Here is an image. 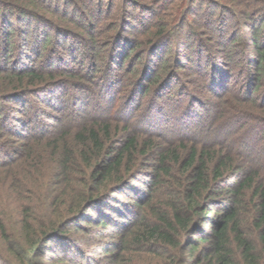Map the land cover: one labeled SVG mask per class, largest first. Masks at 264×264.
I'll use <instances>...</instances> for the list:
<instances>
[{
  "label": "trees",
  "instance_id": "1",
  "mask_svg": "<svg viewBox=\"0 0 264 264\" xmlns=\"http://www.w3.org/2000/svg\"><path fill=\"white\" fill-rule=\"evenodd\" d=\"M0 264H264V0H0Z\"/></svg>",
  "mask_w": 264,
  "mask_h": 264
},
{
  "label": "rangeland",
  "instance_id": "2",
  "mask_svg": "<svg viewBox=\"0 0 264 264\" xmlns=\"http://www.w3.org/2000/svg\"><path fill=\"white\" fill-rule=\"evenodd\" d=\"M85 84L86 83H84V85ZM109 84H111V83L108 82V81H106V80H102V81H99V82L96 81L92 85L93 91H91V92H89L87 94H85L86 93L85 90L83 91V93H80V91L77 92V90H79V89L76 88V102L78 101L77 108L80 107V106H82L83 105V102L84 103H90L91 102L92 99H90V98H92V97L90 96V93H100V94H103V91L105 90L104 87L106 85L109 86ZM175 84H176V82H175ZM53 91L55 93V96H52L51 95L48 98L47 95H46V97L44 95H41L40 96L42 98L41 100L36 99L35 102H33L32 100H29V101L26 102L27 104L28 103H31L32 106L35 105L38 108L37 111L38 110L41 111L40 113H41L42 117L40 118V121H43V123L44 124H47V125H52V122H50V120H53L54 117H56V116H53V115H57V113L54 112L55 109H57V108L54 109V108H50V106H45L46 104L43 103L42 100L45 101V98H48L47 101L49 100V103L52 102L53 104H55V105L58 106L59 98H60V100L62 99V97L60 95H64L63 92L61 93L60 90H53ZM119 93H121V91L115 92V94L112 95L113 101H116V103H118L120 105V108L119 109H115V114L121 115L120 116V119H123V118L125 119L127 117V115L129 114V111L135 109V106H133V105L128 106L127 104L125 105V102L128 101L129 98L132 99V97H133L134 100L136 99L137 101H139V98H138V94H136L135 91H134V89H132V88H129V89H125L124 90V94H127L126 95V98L123 97V94L122 93L121 94H119ZM129 94H130V96H129ZM153 102L155 104L157 103L159 105L157 107V109H151L148 106V104L145 105L143 108L140 109V112H139L140 117L137 119V121H136L137 123L141 124L142 126H145L146 123H150V122L153 121V124H155V123L158 122V121H154V120H156V118H158L159 112L167 113L168 116L167 115L166 116L169 117V118H172L173 117V119H172L173 120V122H172L173 124H174V122L180 120L181 119L180 117H183V116L178 117V115H177V112L180 109L171 108V107L168 106L167 103H164V101H162L160 99L159 100L158 99L157 100H154ZM53 104H51V105H53ZM23 106H24V102L23 101H20V103L14 102V104H6L5 109H7L8 111H10L12 109H17L18 111H21L22 109H24ZM106 106L108 107V104L106 102H102V103L99 104V107L101 109H107ZM161 107H163L164 109H162ZM159 108H161V109H159ZM17 110H15V111H17ZM78 112L86 113L83 110L78 111ZM197 113H199V114L202 113L205 116V115L208 114V111L206 109H200V110L198 109V110H196L195 113H192L191 115L194 116ZM175 118H177L178 120H176ZM37 125H42V124H39V120L37 121ZM91 230H93V228H91ZM84 235L85 236L78 238V243H76V248L73 247L72 250L69 249L70 254L75 253L76 250H78L80 253H82L84 250H87V251H91L93 249H96L97 250L99 248L98 245H102V243L105 244V243H107V240H108V238H104L103 236L100 237V238H95L92 235V233L91 234H84ZM71 251H72V253H71Z\"/></svg>",
  "mask_w": 264,
  "mask_h": 264
}]
</instances>
